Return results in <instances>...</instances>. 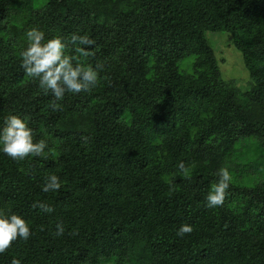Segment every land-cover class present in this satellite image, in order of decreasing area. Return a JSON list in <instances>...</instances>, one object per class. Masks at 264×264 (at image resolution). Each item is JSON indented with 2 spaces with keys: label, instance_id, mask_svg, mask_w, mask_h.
<instances>
[{
  "label": "trees",
  "instance_id": "trees-1",
  "mask_svg": "<svg viewBox=\"0 0 264 264\" xmlns=\"http://www.w3.org/2000/svg\"><path fill=\"white\" fill-rule=\"evenodd\" d=\"M20 1L0 0V127L21 116L49 156L0 153V211L32 231L0 264H264V0ZM33 27L69 54L72 33L89 35L98 85L54 111L21 68ZM210 32L230 37L246 84L222 78ZM222 167L233 180L210 209ZM52 174L61 189L44 193Z\"/></svg>",
  "mask_w": 264,
  "mask_h": 264
},
{
  "label": "clouds",
  "instance_id": "clouds-1",
  "mask_svg": "<svg viewBox=\"0 0 264 264\" xmlns=\"http://www.w3.org/2000/svg\"><path fill=\"white\" fill-rule=\"evenodd\" d=\"M25 37L26 47L20 52L21 68L30 79L38 81V87L45 95L53 97L50 106L54 111L66 93L87 92L100 82L99 73L103 65L93 66L87 62L93 54L95 41L86 33L81 34L78 30L70 35L73 54H69L68 44L62 37L46 39L45 32L37 27L29 29ZM48 147L45 139L34 142L33 129L26 119L15 114L5 117L0 127V153L14 161H22L29 156L47 160ZM178 167L184 170V163L180 162ZM217 175L218 179L211 184L205 196V207L210 209L223 205L233 180L226 167L220 168ZM61 186L60 177L52 174L45 178L41 190L44 193L58 192ZM32 207L46 214L55 211L51 204L43 201L33 202ZM192 231L191 225L182 224L176 235L182 238ZM64 232V226L57 223L55 236L62 237ZM31 235L30 224L22 216L0 211V254L8 250L14 241H27ZM12 264H20V261L14 259Z\"/></svg>",
  "mask_w": 264,
  "mask_h": 264
},
{
  "label": "rangeland",
  "instance_id": "rangeland-1",
  "mask_svg": "<svg viewBox=\"0 0 264 264\" xmlns=\"http://www.w3.org/2000/svg\"><path fill=\"white\" fill-rule=\"evenodd\" d=\"M29 0H21L15 4L14 9L19 7H29ZM208 39L211 41L219 61L222 78L225 80H236L238 85L248 82V72L244 67L240 52L230 45V37L225 33H208ZM240 87V86H239Z\"/></svg>",
  "mask_w": 264,
  "mask_h": 264
}]
</instances>
